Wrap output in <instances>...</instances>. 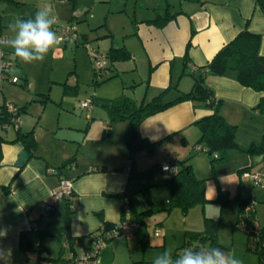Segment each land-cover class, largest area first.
<instances>
[{"label": "crops", "instance_id": "1", "mask_svg": "<svg viewBox=\"0 0 264 264\" xmlns=\"http://www.w3.org/2000/svg\"><path fill=\"white\" fill-rule=\"evenodd\" d=\"M9 1L18 5L34 4L36 11L52 7L57 16L53 30L65 21H74L80 43L62 47L65 52H72L73 48L75 60L82 53V59L89 62L88 53L85 54L81 46L83 41H93L92 48L106 53L112 48H123L128 53L127 58L112 62L109 79L105 80L108 76L97 77L100 82L108 81L106 91L102 90L107 86L105 84L95 93L81 98L94 100L88 122L68 111L71 100L80 90L78 79L76 86L64 87L58 104L54 102L52 90L61 82L53 79L52 66L38 62L25 64L16 59L14 73L20 76V82L6 81L0 88V105L9 101L22 108L20 132L34 129L37 141L36 149L28 152L22 141L11 142L19 131L5 130L0 123V264H46L48 259L45 257L65 258L91 246V235L104 221L117 224L124 220V198L120 194L129 179V171L124 167L129 154L125 139L128 122L109 120L110 112L103 103L126 97L132 104H140L163 92V100L170 101L181 92L190 91L194 84L193 67L206 65L245 27L262 35L260 52L264 55V11L256 0H172L173 12H180L164 26H158L146 20L161 8L164 0H141L140 7L135 0H100L99 4L98 0ZM12 9L9 2L0 0V29L4 36L9 34L8 25L17 17L29 19L35 15H32L34 10L13 13ZM97 14L102 21L96 19ZM62 47L57 46L48 54L63 51ZM6 49L12 54L11 49ZM77 68L76 63L73 71ZM92 73L91 79L95 80L94 69ZM78 76L80 78L81 73ZM126 77H129L128 81ZM206 83L221 99V114L229 123L237 125L239 147L228 150L223 160L212 165L210 155L196 149L201 136L196 121L212 114L214 107L206 102L185 100L142 121L140 135L155 144L151 147L154 151L149 153L155 154L157 161L145 158V149L136 154L135 166L145 170L155 163L186 160L198 178L206 179L205 193L209 201H217L224 191V206L238 216L240 199L250 198L254 202L258 223L264 225V179L257 184L249 175L258 171L264 160L262 155L247 152L252 143L260 142L264 136V110L257 107L264 93L240 83L237 72L232 70L224 75H209ZM52 103L59 105L55 106L56 111L52 110ZM97 118L102 120L98 129H104L105 136L91 135L94 147L93 156H89L84 145L89 142V130ZM22 151H26L27 158L19 165ZM59 171L72 182L73 193L62 199L64 202H59L56 209L47 214V219L42 203L54 202V192L59 189L61 181ZM160 178L156 177L157 180ZM222 178H229L228 182L239 178L236 194ZM9 184L11 190L5 191L3 187ZM157 189L162 197H168L167 187ZM164 213L147 217L133 235L111 240L100 251V262L150 264L160 251L158 246L166 244L167 237L163 220L156 221L155 226H151L149 220ZM207 215L205 217H214ZM32 222L46 229L42 254L37 250L25 251L20 245L21 232L30 229ZM151 229H154L155 236H161L160 242L152 237ZM187 230L202 229L189 227L183 235ZM157 231L161 234L156 235ZM241 242L238 245L240 253L235 252L234 244L230 252L243 264H247V256L248 264H258L259 257L255 252L241 254Z\"/></svg>", "mask_w": 264, "mask_h": 264}, {"label": "trees", "instance_id": "2", "mask_svg": "<svg viewBox=\"0 0 264 264\" xmlns=\"http://www.w3.org/2000/svg\"><path fill=\"white\" fill-rule=\"evenodd\" d=\"M256 3L264 11V0H256ZM135 4L139 7L142 6L141 0H135ZM179 12H173L172 0H164L161 8H157L153 16L146 21L164 26ZM261 41V34L245 27L231 41L223 45L206 65L193 67V87L188 92H181L173 100L164 101L163 92L152 100L140 104H132L126 97L103 103L110 112L111 121L126 120L128 122L125 139L129 150L127 163H131V168L126 187L120 194L127 202L126 207L123 205L124 220H135L143 224L147 217L155 213L170 212L179 208L184 214H187L194 206L209 201L205 193L206 179L198 178L193 166L187 163L186 160L170 161L178 164L179 170L176 172L162 171L161 165L158 163L145 170H139L135 166L136 154L155 145L141 137L139 127L146 117L181 101L206 102L214 107V112L196 121L201 129L198 144L206 147L212 165L223 160L228 150L239 147L236 140L237 125L229 123L221 114L219 109L221 99L217 98L214 90L207 85L206 78L209 75H224L228 71H236L240 83L264 93V55L260 52ZM190 43H188V46ZM107 54L110 62V72L113 61L128 57V53L123 48H112ZM188 63L189 61L186 58V65ZM94 70L96 74L102 73L95 67ZM110 76L111 73L105 80L109 79ZM101 82L96 78L95 83ZM257 107L264 110V95ZM14 141H22L28 152L36 149L37 141L34 129L28 132H20L19 130L17 137L11 142ZM1 142L0 138V154ZM215 152L218 153V157L214 156ZM247 152L253 155H262L264 160V136L260 142L252 143ZM159 173H164L165 176L157 180L156 177ZM160 186L168 188V197L164 198L159 194L161 191L157 188ZM3 188L5 191H10L11 185L9 184ZM223 193L224 191H221L217 201H223ZM57 204V202L54 204L51 212L56 209ZM216 224L217 221L214 219L205 217V228L203 230H187L185 232L186 242L176 252L188 247H220L221 244L217 239L215 229ZM240 225L247 232L248 249L258 255V264H264V225L258 223L254 202L250 198L240 199L239 201L238 219L235 226ZM114 226L115 224L111 222L104 221L103 223L105 231ZM45 234V228H39L35 222H32L30 229L21 232L20 245L25 251L37 250L38 253L42 254ZM93 240L94 236L92 234L91 241ZM45 258L53 261L63 260V257L54 258L49 256ZM150 264H152V261Z\"/></svg>", "mask_w": 264, "mask_h": 264}, {"label": "rangeland", "instance_id": "3", "mask_svg": "<svg viewBox=\"0 0 264 264\" xmlns=\"http://www.w3.org/2000/svg\"><path fill=\"white\" fill-rule=\"evenodd\" d=\"M4 1L9 2L11 9L14 8L12 9L13 13H15L16 11H22V13H24L25 9L27 11L34 10V12H32L33 13L32 15L36 13V7L34 4L28 3V4L18 5V4L10 3L9 0H4ZM97 3L99 4L101 3V1L98 0ZM96 19L98 21H102V17H100V14H97ZM91 42L89 41L87 43H89L91 47H94L93 44H91ZM63 45L64 44L61 43L58 46L62 47ZM81 46L85 50L86 52L85 54H87L88 52L84 44H82ZM62 50L63 51H58L57 53L52 51V55L48 54L45 60H43L42 62H38V63L41 65L43 64L44 66H47V65L52 66V77H54L53 79H58L61 82V84L54 85V90H52V97L56 99L54 102H57V104L58 102L61 101L60 98L63 94L62 91L64 87L65 89L67 88V86L72 88V85H75V86L77 85V79L79 80L78 82L79 88H80L79 93L77 94V96H75L76 97L75 99L71 100V106L68 108L69 109L68 111L74 115L82 116L86 120V122H88L90 119L89 115L91 114L90 113L91 111L84 109L80 106V101L82 100L81 98H83V96H85L88 93H95V91H97L98 89L100 90L102 88L101 87L102 85H105V84L107 85L108 81L101 82V83H95V80L98 76L107 77L108 74L105 72H102L100 74L95 73V80H92L91 73L94 69V64L89 54H87L88 56L87 59L89 61L87 62L86 60L82 59L81 57L82 53L79 54V57L77 58V60H75L76 58L74 57L75 54L73 52L74 51L73 48L71 49L73 50L72 52H65L63 47H62ZM76 63H77L78 68L74 72L73 68ZM78 73H81L80 78L78 76ZM69 77H70L69 82L65 83V81ZM128 79L129 77H126L127 81ZM114 82L116 84V81ZM106 88H108V85L104 86V89L102 90L106 91ZM68 104L69 103H67V105ZM55 106H59V105H56V103H52V110L56 111L57 109L55 108L57 107ZM110 117L108 116L109 120H111ZM94 121H95L94 126L90 127V130H89V133H90L89 142L85 143L86 145H84L86 153L89 156H93L92 150L94 147V145H92L91 135L93 137H96L100 134V137L102 138L105 136V130L104 129L101 130V128L98 129V127L100 126L98 124H100L102 120L100 118H97ZM112 122H115V121H112ZM148 150L149 149L145 151L144 157L147 158L148 160L157 161L156 155L149 153ZM73 162L75 161L73 160ZM142 167L148 168L149 166H142ZM164 176H165L164 173H159L157 175V177H164ZM228 179L229 178H222V181L225 184L229 183L234 189V193L236 194L239 188V178L238 180L236 178H233L230 182H228ZM61 201L64 202V200H61ZM61 206L64 207V203H62ZM193 208H191V210L189 211L190 213L188 212L189 214L188 213L184 214L182 211L181 213L179 208H176L177 210L175 209L174 211L165 212L164 214H156L153 218L149 220L151 222V226H155L156 221L158 220H163L165 224L164 229H166L165 233L167 237L166 244L163 245L162 243L161 246H158L160 249L159 252L163 251L164 249L170 248L175 253V251L179 248V246L183 245L186 242L185 234L183 235L184 230L189 227L199 228L203 230L205 228V216L208 214L207 216L209 215L214 216L212 219L217 221L215 229L217 233V239L219 243L221 244L220 248L222 250L230 252V249H233V244H234L235 252L240 253V249H239L240 247H238V245L240 244L241 240H243L241 242V244L243 243V251H241V254H253L251 250H247V242H248L247 232L244 229H242L241 225L235 226L238 216L236 215V213L234 212L232 213V211L230 213L229 207L224 206V201L210 200V201H207L205 204L196 205L195 208L194 209ZM204 214L206 215L204 216ZM150 232L152 234V237L158 239L160 242L161 236L160 237L155 236L154 229H151ZM245 260L247 264L250 263L248 256L246 257Z\"/></svg>", "mask_w": 264, "mask_h": 264}, {"label": "built area", "instance_id": "4", "mask_svg": "<svg viewBox=\"0 0 264 264\" xmlns=\"http://www.w3.org/2000/svg\"><path fill=\"white\" fill-rule=\"evenodd\" d=\"M55 31L61 37V43L67 44H77L80 43V34L78 26L74 21H68L66 23L56 26ZM5 37L0 29V38ZM85 48L94 64V67L100 71L105 72L108 75L111 73L109 69V57L104 51L92 48L89 43L83 41ZM16 58L3 46H0V88H2L3 83L8 81L12 83H19L20 76L14 73L16 66ZM94 100L92 98H87L80 102V106L84 109L90 110L93 108ZM20 108L12 102H5L0 105V123L5 130H20ZM197 150L206 151V147L202 144L196 146ZM215 157H218V153H214ZM131 163L126 164L125 169L130 170ZM162 171H178L179 166L177 163H163L161 164ZM61 174L60 187L54 192V202H43L42 206L46 210V218L52 209L54 204L59 203L62 199L70 197L72 195V182L68 180L62 171ZM252 179L257 183H262L264 179V162L260 169L256 172L249 173ZM126 200L124 199L123 205L126 207ZM58 205V204H57ZM140 223L135 220H122L121 222L115 224L113 228L105 231L103 225L93 234L94 240L91 246L84 247L79 253H71L67 257L60 261L47 260L46 264H104L99 260L100 251L108 245V243L118 237H126L133 235L139 229ZM161 232L157 231L156 235H160Z\"/></svg>", "mask_w": 264, "mask_h": 264}, {"label": "clouds", "instance_id": "5", "mask_svg": "<svg viewBox=\"0 0 264 264\" xmlns=\"http://www.w3.org/2000/svg\"><path fill=\"white\" fill-rule=\"evenodd\" d=\"M57 22L52 7L40 8L34 17H17L8 25L9 34L0 38V46L9 48L20 62H42L48 53L61 44V37L53 30ZM152 264H243L232 252L220 247L184 248L178 252L164 249L153 258Z\"/></svg>", "mask_w": 264, "mask_h": 264}, {"label": "water", "instance_id": "6", "mask_svg": "<svg viewBox=\"0 0 264 264\" xmlns=\"http://www.w3.org/2000/svg\"><path fill=\"white\" fill-rule=\"evenodd\" d=\"M153 151H154L153 148H150V149L148 150V152H153ZM26 158H27V153H26V151H22V152L20 153V155H19L18 164H19V165H22V164L24 163V161L26 160Z\"/></svg>", "mask_w": 264, "mask_h": 264}]
</instances>
